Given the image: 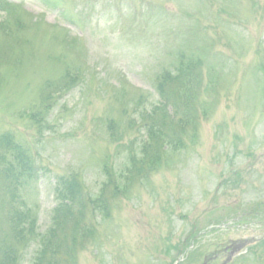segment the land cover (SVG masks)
<instances>
[{"label":"rangeland","instance_id":"374dc122","mask_svg":"<svg viewBox=\"0 0 264 264\" xmlns=\"http://www.w3.org/2000/svg\"><path fill=\"white\" fill-rule=\"evenodd\" d=\"M258 202L264 0H0V264H215Z\"/></svg>","mask_w":264,"mask_h":264},{"label":"trees","instance_id":"16d2710c","mask_svg":"<svg viewBox=\"0 0 264 264\" xmlns=\"http://www.w3.org/2000/svg\"><path fill=\"white\" fill-rule=\"evenodd\" d=\"M36 169H38V167L32 166V177L39 178V176L41 175V172H40V170L38 171ZM28 176H30V175H28ZM61 181H62V179H60L58 182L61 183ZM67 183H69L68 184L69 190H72V192H73V186L71 185L70 181H67ZM74 192H75V194H77V193H79V190L76 187H74ZM55 198L58 202L57 206L62 207L63 205H60L62 198L57 196V195H55ZM52 254H53V250H52Z\"/></svg>","mask_w":264,"mask_h":264}]
</instances>
